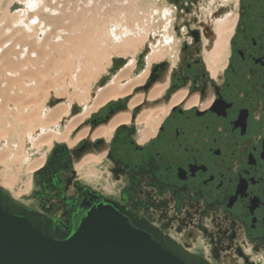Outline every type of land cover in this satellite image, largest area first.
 I'll return each instance as SVG.
<instances>
[{"label": "flooded vegetation", "instance_id": "af4514ba", "mask_svg": "<svg viewBox=\"0 0 264 264\" xmlns=\"http://www.w3.org/2000/svg\"><path fill=\"white\" fill-rule=\"evenodd\" d=\"M158 2L162 26L146 42L162 44L168 56L144 83H167L149 106L167 108L157 129L137 141L138 107L109 142L85 138L73 149L77 160L106 150L85 182L68 147L58 145L65 148L36 174L29 209L69 232L91 208L110 203L208 264H264V0ZM227 20L233 33L219 69L211 55ZM140 54L136 75L146 64ZM127 101L92 117L91 131Z\"/></svg>", "mask_w": 264, "mask_h": 264}, {"label": "bare ground", "instance_id": "6f19581e", "mask_svg": "<svg viewBox=\"0 0 264 264\" xmlns=\"http://www.w3.org/2000/svg\"><path fill=\"white\" fill-rule=\"evenodd\" d=\"M12 1L0 0V190L24 207L20 201L35 192L36 174L54 147L66 145L73 150L85 138L109 142L116 128L129 124L135 109L143 105L134 120L144 125L137 141L142 143L151 137L167 108L149 106L164 94L167 83L147 90L144 83L150 67L168 54L162 44L152 48L141 75L132 76L148 35L159 32L162 26L156 21L152 28L149 23L146 39L135 38L146 27L143 24L138 28L136 23L148 16L149 0H41L31 13L7 15L6 8ZM29 20L36 23L30 25ZM124 20L135 27L122 26ZM233 24L227 20L217 27L218 41L211 56L219 69L229 54ZM117 30L118 35L114 34ZM106 33L115 44L108 38L105 48H97L98 38V45H104ZM126 57L130 61L90 100L93 84L111 66V58ZM51 96L64 101L45 111ZM125 100L124 110L91 131L92 117ZM73 104L81 106L82 111L56 131ZM37 131L39 134L29 138ZM27 139L39 158H27ZM105 153H87L78 160L73 157L72 166L80 180L85 182L86 176L93 174Z\"/></svg>", "mask_w": 264, "mask_h": 264}, {"label": "water", "instance_id": "95a60500", "mask_svg": "<svg viewBox=\"0 0 264 264\" xmlns=\"http://www.w3.org/2000/svg\"><path fill=\"white\" fill-rule=\"evenodd\" d=\"M40 1L13 0L7 6L6 14L26 15L37 10ZM28 23L34 25L36 20H29ZM148 40L150 37H147ZM152 46L154 47V44L146 42L139 59L146 58ZM129 61L130 57L111 58L107 74L101 75L91 89L90 100L99 89L109 84L113 76ZM139 69L143 70L144 67ZM148 88L149 85L145 90ZM60 101L64 100L57 101L51 97L45 111ZM82 109L81 106L73 104L55 130L61 131L65 123L78 115ZM39 132L29 138H34ZM27 150H31L29 139L25 146V151L28 152ZM33 155L39 153L34 152ZM0 264L208 263L153 228L138 223L113 204L105 203L91 208L73 231L62 232L52 228L49 219L13 202L5 191L0 190Z\"/></svg>", "mask_w": 264, "mask_h": 264}, {"label": "rangeland", "instance_id": "374dc122", "mask_svg": "<svg viewBox=\"0 0 264 264\" xmlns=\"http://www.w3.org/2000/svg\"><path fill=\"white\" fill-rule=\"evenodd\" d=\"M151 1V2H150ZM147 5H148V9H147V11H146V13H148V16L147 17H145L146 19H145V21H141L140 22V24H138V23H136V25H137V27L138 28H140L141 27V25H145L146 27H144L143 28V32H142V34H139L138 36H135V38H137V37H142V36H144L145 37V39H146V37H147V34H149L150 32H146L147 31V27H148V25H149V23H151V27L153 28V23H155L156 21L157 22H160L161 24H162V19H161V12H162V8H163V6H162V4H160L159 2H158V0H149V2L147 1ZM146 5V6H147ZM152 12H155L156 13V15H155V13L154 14H152ZM151 16V17H150ZM141 20V19H140ZM122 26H124V27H126L127 29H133L135 26H134V24L133 25H131V24H129V23H127L125 20H124V23H122ZM114 34H116V35H118L119 34V31L117 30V31H115L114 32ZM105 37H104V45H101V46H99L98 45V42H99V38H98V42H97V48H105V42H106V39H108V38H110V39H108V40H110V44H115V43H113L112 41H111V37H110V35H109V33H106L105 35H104ZM144 44V43H143ZM142 48H143V46H142ZM142 48H141V50H142ZM141 50H140V53H141ZM136 59H137V57H136ZM110 68V67H109ZM108 68V69H109ZM107 71V70H106ZM105 74H107L106 72L105 73H103L102 75H105ZM116 75V74H115ZM114 75V76H115ZM114 76H113V78H114ZM132 76H136V74H135V69H134V71H133V74H132ZM100 78V77H99ZM112 78V79H113ZM112 81V80H111ZM97 82V81H96ZM95 82V83H96ZM95 83L93 84V87H94V85H95ZM121 83V82H120ZM123 84V83H122ZM92 87V88H93ZM137 92H139V91H137ZM52 97V96H51ZM50 97V98H51ZM49 98V99H50ZM49 99H48V101H49ZM48 101H47V103H48ZM47 103H46V106H47ZM144 106V105H143ZM143 106H139V108L137 109V111L138 112H140V110L143 108ZM95 114H97V113H94L92 116H94ZM56 148H65V146H56V147H54V149H56ZM28 152V156H29V158H33V157H35L34 155H33V151L32 150H27ZM54 150H52V152H53ZM66 151L69 153V155L71 156V158L73 157L72 156V153L74 152V150H68L67 148H66ZM52 152H51V154H52ZM38 157L37 158H39L40 156L39 155H37ZM51 156V155H50ZM50 156H49V158H50ZM48 158V159H49ZM48 161V160H47ZM47 161H46V163H47ZM45 163V164H46ZM45 164H44V166H45ZM44 166L42 167V168H40L39 170H38V172H41V170L44 168ZM81 182H83L82 180H81ZM20 202H22L23 203V205H24V207L26 208V209H28V210H30L29 208H32L33 206H35V201L33 200H30V196L29 197H27V198H25V199H23V200H21Z\"/></svg>", "mask_w": 264, "mask_h": 264}]
</instances>
